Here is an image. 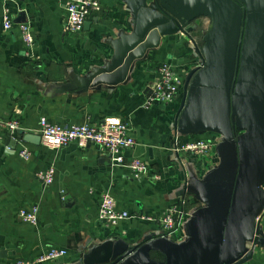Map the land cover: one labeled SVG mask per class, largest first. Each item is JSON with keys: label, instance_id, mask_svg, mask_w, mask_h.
<instances>
[{"label": "crops", "instance_id": "crops-1", "mask_svg": "<svg viewBox=\"0 0 264 264\" xmlns=\"http://www.w3.org/2000/svg\"><path fill=\"white\" fill-rule=\"evenodd\" d=\"M98 3L82 30L71 34L64 31L60 0H0V119H15L24 133L38 134L41 117L69 125L116 116L136 140L115 165L91 144L50 148L0 132V264H264V179L255 188L246 184L264 178V136L233 124L225 107L229 98L218 93L225 88L208 79L202 86H185L202 57L215 70L228 68L230 34L221 16L206 0H188V32L171 22L160 26L159 35L120 70L140 35L149 32L140 29L139 10H153L154 0ZM5 8L15 22L10 30L3 28ZM21 22L31 27L37 59L24 51ZM250 22L260 29L258 14ZM162 63L182 82L170 102L146 105ZM243 66L230 82L236 110L248 105L258 76L257 64ZM196 138L213 143L209 153L175 150ZM23 148L31 152L28 159L19 154ZM132 158L147 164L139 178L128 167ZM49 165L55 172L46 185L39 174ZM103 193L130 217L113 225L100 221ZM181 198L185 215L164 233L158 218ZM30 205L38 208L36 225L17 215ZM256 207L246 222L245 214ZM257 226L262 242L255 240L256 232L247 236ZM50 247L64 248L65 256L38 262Z\"/></svg>", "mask_w": 264, "mask_h": 264}, {"label": "built area", "instance_id": "built-area-1", "mask_svg": "<svg viewBox=\"0 0 264 264\" xmlns=\"http://www.w3.org/2000/svg\"><path fill=\"white\" fill-rule=\"evenodd\" d=\"M65 10L64 31L66 33H77L88 16L99 7L98 0H60ZM2 22L4 30H10L13 24V15L8 8L3 10ZM24 45V51L32 59H37L33 54L34 37L28 22L17 24ZM158 77L152 86V95L147 99L146 105L155 103L170 102L176 95L182 80L176 70L167 63H162L157 67ZM19 122L15 119H0V132H7L15 138V132L19 129ZM37 132L43 145L50 148H59L76 142L80 146L93 145L98 150L106 154L111 162L120 165L124 160V152L131 149L136 140L130 132L127 122L118 117H106L97 124H56L45 117H41L38 122ZM213 143L203 138L188 140L179 148L177 152H186L196 155H204L210 152ZM20 156L28 159L31 152L23 148L19 152ZM134 178H139L147 169V164L139 158H132L128 164ZM55 169L49 165L39 174L44 184L53 182ZM184 199H179L176 203L170 204L159 216L158 221L164 233L173 231L180 222L185 210L183 208ZM18 217L23 222L36 225L38 221V208L36 205L22 207L17 212ZM130 217L126 210L118 209L115 199L108 193H103L97 207V218L111 225ZM143 219H151L150 216H140ZM64 248L50 247L40 253L38 262L54 260L65 256ZM22 264V261L18 262Z\"/></svg>", "mask_w": 264, "mask_h": 264}, {"label": "water", "instance_id": "water-1", "mask_svg": "<svg viewBox=\"0 0 264 264\" xmlns=\"http://www.w3.org/2000/svg\"><path fill=\"white\" fill-rule=\"evenodd\" d=\"M187 1L188 0H154L153 10L140 8L139 21L143 24L140 29H147L149 32L144 38L142 34L140 35L142 40L127 54L118 69H124L130 60L139 56L143 49L151 42L153 37L159 35V32H161L160 26H165L171 22L175 27L188 32L189 26H187V21L192 12L191 9L187 7ZM206 2L219 16H221V20L224 23L223 27L227 28L230 34L226 41V43H229L228 47H226L227 64L225 65L228 68L224 71L215 70L212 68L214 64L211 61L204 62V57H202L201 63L189 72L185 80V86L190 85L191 88L195 85L202 86L208 79V82L210 81L212 85L217 84L219 88H225L218 93L229 98V105L226 106L225 104V107L229 109L233 124L237 122V126L247 125L249 126L248 128L251 136L257 134V136L262 137L264 136V129H262V131L257 130L262 126V123V127L264 128V0H206ZM252 8H258L259 12L254 13L255 10L252 12ZM143 14H146V17L143 16ZM254 14H258L260 17V29L251 28L250 18L251 15ZM226 24H228V26H226ZM246 61L257 64V66L253 68L258 74L256 88L251 95L248 105L242 110H236L234 107L233 89L231 88L230 82L231 78L236 77L241 68H244L243 65ZM220 75L226 77L224 82L215 81V77H219ZM210 77H212V79H210ZM229 88L230 90L227 91L226 89ZM257 107L262 108L261 112H256ZM12 139H22L37 144L40 141V136L39 134L24 133V130L17 129L15 138ZM263 179V177H252L246 184L255 188L257 185H260ZM257 211V207L255 209H249L248 213L245 214V221L248 222L252 219ZM258 230V226L253 232L250 229L247 236L252 238L256 232L255 240L262 242L263 238L257 236ZM124 254L125 253H122L117 256L116 261L121 259ZM240 257L241 255L236 256L230 263L236 261ZM218 264H224V262Z\"/></svg>", "mask_w": 264, "mask_h": 264}]
</instances>
